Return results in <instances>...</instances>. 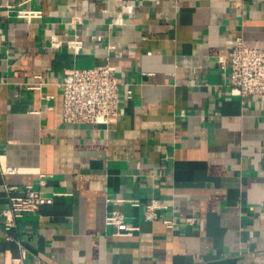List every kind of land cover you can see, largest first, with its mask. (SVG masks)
I'll return each instance as SVG.
<instances>
[{"label":"crops","instance_id":"crops-1","mask_svg":"<svg viewBox=\"0 0 264 264\" xmlns=\"http://www.w3.org/2000/svg\"><path fill=\"white\" fill-rule=\"evenodd\" d=\"M239 36L264 46V0H0V264L19 242L23 264H264V96L219 61ZM107 62L118 121L65 123V71ZM6 185L51 202L7 231Z\"/></svg>","mask_w":264,"mask_h":264},{"label":"built area","instance_id":"built-area-1","mask_svg":"<svg viewBox=\"0 0 264 264\" xmlns=\"http://www.w3.org/2000/svg\"><path fill=\"white\" fill-rule=\"evenodd\" d=\"M18 17L31 20L41 17L38 10H19ZM70 47L80 49L81 41H73ZM223 74L228 79L230 93L237 97L264 96V46L246 44L243 36L235 39L229 53L219 59ZM63 87V119L65 123H85L92 125H110L118 121L120 108V80L117 67L110 62L88 68L73 67L65 71ZM129 95L132 91H128ZM3 173H15L14 167H3ZM16 186L6 185L10 199V208L3 212L5 229L16 226L19 218L28 213L38 212L42 205L51 202L52 197L44 196L32 185H27L22 194H13ZM139 205L138 201L133 202ZM167 205L155 202L145 205L144 219L155 221ZM173 228V220L165 221ZM196 219H192V223ZM107 224L117 226V235H133L137 226L129 225L119 210H113L107 216ZM11 238V235H8ZM20 255L13 263L23 264L28 255L26 246L19 242Z\"/></svg>","mask_w":264,"mask_h":264}]
</instances>
